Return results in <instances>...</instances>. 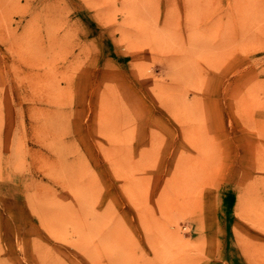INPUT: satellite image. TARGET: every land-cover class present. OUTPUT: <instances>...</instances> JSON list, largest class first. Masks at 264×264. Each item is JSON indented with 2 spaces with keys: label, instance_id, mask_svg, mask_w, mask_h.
<instances>
[{
  "label": "rangeland",
  "instance_id": "374dc122",
  "mask_svg": "<svg viewBox=\"0 0 264 264\" xmlns=\"http://www.w3.org/2000/svg\"><path fill=\"white\" fill-rule=\"evenodd\" d=\"M0 264H264V0H0Z\"/></svg>",
  "mask_w": 264,
  "mask_h": 264
}]
</instances>
